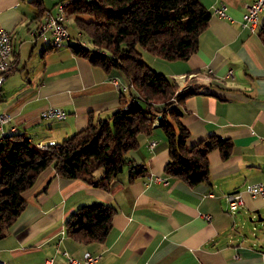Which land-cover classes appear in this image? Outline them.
<instances>
[{
	"label": "crops",
	"instance_id": "crops-1",
	"mask_svg": "<svg viewBox=\"0 0 264 264\" xmlns=\"http://www.w3.org/2000/svg\"><path fill=\"white\" fill-rule=\"evenodd\" d=\"M60 1L0 0V29L12 34V69L0 87V115L8 114L9 119L0 122V140L24 133L32 143L49 146L108 117L120 105L127 85L120 73L108 74L73 53L68 42L52 46L37 34L45 17L41 10H52ZM200 2L211 18L195 54L166 61L143 48L141 52L155 70L175 81L178 90L191 85L209 89L185 100L181 121L190 133L188 145L210 135L234 143L228 159L219 150L209 154L210 183L189 186L166 176L165 135L153 129L140 136L138 150L128 153L131 164H146L145 177L130 180L125 167L106 190L52 176V168L44 171L25 193L24 211L0 239V261L46 264L52 258L63 264L68 257L91 254L100 257L99 264H264V201L244 192L247 184L264 183V43L258 34L262 19L260 15L253 31L243 25L253 0ZM222 3L233 21L213 13ZM229 70L233 79L227 76ZM51 107L65 110L67 118H42ZM150 176L167 183L149 182ZM235 191L242 193L244 204L230 213L225 195ZM92 203L116 209L106 239L84 243L69 238L67 218Z\"/></svg>",
	"mask_w": 264,
	"mask_h": 264
},
{
	"label": "trees",
	"instance_id": "trees-1",
	"mask_svg": "<svg viewBox=\"0 0 264 264\" xmlns=\"http://www.w3.org/2000/svg\"><path fill=\"white\" fill-rule=\"evenodd\" d=\"M60 2L65 7L64 19L74 16L80 33L86 34L91 43L90 46L75 43L70 34L66 45L106 73H120L127 82L126 90L121 91L120 105L108 117L89 123L46 150L32 143L24 133H10L1 138L0 239L24 211L25 193L48 168L54 170L52 176L80 179L106 190L125 167L130 180L145 177L146 164H131L128 153L139 149L142 134L159 128L169 151L164 174L195 186L210 183L209 154L219 150L221 157L228 159L234 147L230 138L216 135L187 144L190 133L181 121V105L199 90L190 86L178 91L175 81L155 70L140 51L142 47L166 61L187 60L195 54L199 36L211 18V11L200 0ZM258 34L264 43V19ZM158 114L161 120L154 126ZM46 188L47 184L42 191ZM115 213L116 209L108 204L82 205L67 218L66 234L78 242H103Z\"/></svg>",
	"mask_w": 264,
	"mask_h": 264
},
{
	"label": "built area",
	"instance_id": "built-area-1",
	"mask_svg": "<svg viewBox=\"0 0 264 264\" xmlns=\"http://www.w3.org/2000/svg\"><path fill=\"white\" fill-rule=\"evenodd\" d=\"M56 12L52 10H46L43 14H48L47 22H41L37 34L52 45H60L61 42L70 41V33L67 27V22H60L57 20V14H66L64 3L59 2L56 4ZM213 13L218 17L233 21V19L227 13V6L222 3L213 8ZM264 13V0H253L246 8V12L243 14V25L253 31V24L257 23L258 15ZM49 33V34H47ZM12 34L4 29H0V87L2 86L6 75L12 69L11 56L9 51L10 40ZM227 76L234 78L233 71L229 70ZM186 88V87H185ZM126 90V88H124ZM205 91V89L201 90ZM42 118L46 119H66L68 114L65 110L58 107H51L44 110L41 113ZM9 119L8 114L0 115V122H6ZM155 124V122H154ZM54 143V142H49ZM151 147L156 145V142H151ZM45 150V145H42ZM149 182L155 183H167L165 178L150 176ZM244 192L248 193L252 198H260L264 201V183H250L244 188ZM225 199L228 203L230 213H235L238 208L244 204L242 193L235 191L225 195ZM67 255V253H66ZM99 256L88 254L85 257L78 259L74 257H68L67 261L63 264H99ZM0 264H5L0 261ZM46 264H55L52 258L46 260Z\"/></svg>",
	"mask_w": 264,
	"mask_h": 264
},
{
	"label": "rangeland",
	"instance_id": "rangeland-1",
	"mask_svg": "<svg viewBox=\"0 0 264 264\" xmlns=\"http://www.w3.org/2000/svg\"><path fill=\"white\" fill-rule=\"evenodd\" d=\"M50 2V1H49ZM53 11H55L56 12V7H54L53 9H52ZM68 18V17H67ZM261 19H262V21H263V19H264V13L263 14H261ZM67 21V20H66ZM65 21V22H66ZM67 27H68V30H69V32H70V34H71V36H72V41L73 42H82V43H84L85 45H87V46H90L91 45V43L89 42V39H88V37H87V35L86 34H84V33H80L81 31L79 30V28L77 27V25H76V23H75V19H74V16H69V20H68V22H67ZM141 48L142 47H140V51H141ZM155 69V68H154ZM178 87V86H177ZM184 89V88H183ZM125 91V90H124ZM181 91V90H180ZM173 103V102H172ZM49 109V108H48ZM159 116H161L160 114H158V115H156V117H155V124H154V126H157L158 125V123H159V120H158V118H159ZM158 117V118H157ZM44 119H46V118H44ZM56 120H58V119H56ZM64 120V119H63ZM61 142L63 141V138L60 140ZM249 223H251L252 224V222H250L249 221Z\"/></svg>",
	"mask_w": 264,
	"mask_h": 264
},
{
	"label": "bare ground",
	"instance_id": "bare-ground-1",
	"mask_svg": "<svg viewBox=\"0 0 264 264\" xmlns=\"http://www.w3.org/2000/svg\"><path fill=\"white\" fill-rule=\"evenodd\" d=\"M260 15H261V14L258 15L257 23H254V24H253V29L258 25ZM63 17H64L63 14H57V20H59L60 22H64V21H63V20H64ZM47 18H48V14H45V17H44L43 22H47ZM61 43H67V42H61ZM61 43H60V44H61ZM9 51H11V53H12V39L10 40ZM192 76H193V75H192ZM195 77H196V76H195ZM195 79H196V78H195ZM182 82H183V81L181 80L180 83H182ZM195 85H196V84H195ZM191 86H192V85H191ZM192 87H193V86H192ZM186 88H188V86H187ZM186 88H185V89H186ZM197 89H198V88H197ZM204 89H205V91H208V90H209L208 88H204ZM199 90H203V89H202V88H199ZM178 91H180V90H178ZM157 118H158V117H157ZM42 145H43V144H41V143L37 144V146H38L40 149H43ZM47 147H48V146L45 145V150L47 149Z\"/></svg>",
	"mask_w": 264,
	"mask_h": 264
},
{
	"label": "water",
	"instance_id": "water-1",
	"mask_svg": "<svg viewBox=\"0 0 264 264\" xmlns=\"http://www.w3.org/2000/svg\"><path fill=\"white\" fill-rule=\"evenodd\" d=\"M158 120H159V121L161 120V116H159ZM249 221H250V222H253L254 220H253V218H249Z\"/></svg>",
	"mask_w": 264,
	"mask_h": 264
}]
</instances>
